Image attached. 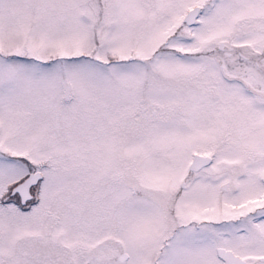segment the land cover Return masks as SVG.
I'll list each match as a JSON object with an SVG mask.
<instances>
[{"label":"snow or ice","instance_id":"1","mask_svg":"<svg viewBox=\"0 0 264 264\" xmlns=\"http://www.w3.org/2000/svg\"><path fill=\"white\" fill-rule=\"evenodd\" d=\"M0 264H264V0H0Z\"/></svg>","mask_w":264,"mask_h":264}]
</instances>
